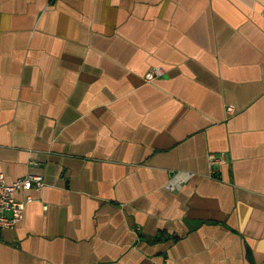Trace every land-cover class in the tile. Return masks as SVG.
<instances>
[{"label":"crops","instance_id":"obj_1","mask_svg":"<svg viewBox=\"0 0 264 264\" xmlns=\"http://www.w3.org/2000/svg\"><path fill=\"white\" fill-rule=\"evenodd\" d=\"M263 9L0 0V264H264Z\"/></svg>","mask_w":264,"mask_h":264},{"label":"built area","instance_id":"obj_2","mask_svg":"<svg viewBox=\"0 0 264 264\" xmlns=\"http://www.w3.org/2000/svg\"><path fill=\"white\" fill-rule=\"evenodd\" d=\"M262 13L264 14V9ZM160 75H162L161 69L154 67L145 73L144 79L146 81H152ZM228 110H231L230 107ZM208 160L210 163L217 162L224 164L226 162L223 153L218 155L210 153ZM177 183L172 178L168 181L166 187L174 190ZM44 185L43 177L38 174H26L12 181H7L4 175L0 173V230L14 227L20 223L26 205L35 200V196L32 193H39ZM20 192L24 193L23 199L17 198V194ZM43 207L46 208V206Z\"/></svg>","mask_w":264,"mask_h":264}]
</instances>
